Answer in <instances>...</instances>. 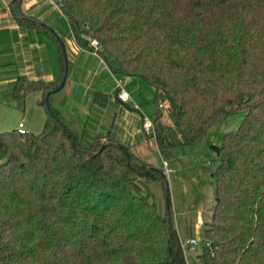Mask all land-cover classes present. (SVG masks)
Returning <instances> with one entry per match:
<instances>
[{
  "label": "trees",
  "instance_id": "obj_1",
  "mask_svg": "<svg viewBox=\"0 0 264 264\" xmlns=\"http://www.w3.org/2000/svg\"><path fill=\"white\" fill-rule=\"evenodd\" d=\"M22 1L11 2L19 24L44 27ZM58 2L82 45L98 39L115 74L153 87L160 149L199 142L217 120L243 112L238 128L211 144L221 160L201 256L264 264V0ZM63 59L56 80L20 74L13 83L15 98L41 92L47 114L40 131L0 132V264H188L171 202L168 216L150 189H166L165 171L110 130L82 142L51 107L64 49ZM108 100L101 90L93 96L100 106ZM163 101L172 124L162 120Z\"/></svg>",
  "mask_w": 264,
  "mask_h": 264
},
{
  "label": "rangeland",
  "instance_id": "obj_2",
  "mask_svg": "<svg viewBox=\"0 0 264 264\" xmlns=\"http://www.w3.org/2000/svg\"><path fill=\"white\" fill-rule=\"evenodd\" d=\"M115 60L108 56L107 61L101 55L79 57L68 62L69 74L65 85L49 97L53 109L59 110L78 138L89 144L98 132L110 130L128 144L132 151L148 163L163 169L168 179L172 220L178 230L183 246L189 238L199 242L194 249L185 248L188 264H204L201 256L206 236L204 229L211 220L216 204L217 178L215 170L220 157L211 144H220L223 135L236 130L242 120L243 112L230 114L217 120L209 129L207 136L196 143L181 146H169L160 149L152 134L143 128V120H153L157 104L154 89L138 77L118 76L124 87L130 92L135 109H127L117 95L118 83L110 66ZM97 90L108 94L105 106L93 103ZM0 89V132L13 129L24 122L28 129L40 131L44 120L37 116L36 109L44 108L39 104L41 97L36 91L25 99L15 98L13 89L7 94ZM162 120L172 124L168 115V103L163 101ZM138 109H136V106ZM164 160L169 171L166 172ZM153 198L164 206L167 200L166 189L160 182L150 185Z\"/></svg>",
  "mask_w": 264,
  "mask_h": 264
},
{
  "label": "crops",
  "instance_id": "obj_3",
  "mask_svg": "<svg viewBox=\"0 0 264 264\" xmlns=\"http://www.w3.org/2000/svg\"><path fill=\"white\" fill-rule=\"evenodd\" d=\"M11 2L12 0H0V89L5 88L6 95H9L14 81L20 74L35 80L58 79L62 74L64 62L62 47L70 63L77 61L79 57L96 55L92 52L90 44L82 45L84 38L79 40L75 36L58 0L22 1L23 11L39 18L45 24L42 28L21 26L12 12ZM59 38L62 40V46ZM101 57L104 58L102 55ZM112 73L117 81L119 75L113 71ZM36 93L39 96L41 94L39 91ZM35 111L42 120L46 118L47 113L42 106ZM3 161L4 156L0 152V163Z\"/></svg>",
  "mask_w": 264,
  "mask_h": 264
},
{
  "label": "built area",
  "instance_id": "obj_4",
  "mask_svg": "<svg viewBox=\"0 0 264 264\" xmlns=\"http://www.w3.org/2000/svg\"><path fill=\"white\" fill-rule=\"evenodd\" d=\"M89 44L92 47V52L95 53V54H99V49L101 48V45H100V42L98 41V39H96V38H90L89 39ZM117 83H118V88H119V93H118L119 98L122 99V100H124V101H130L131 100V94L124 87V85L122 83V79L121 78H118L117 79ZM135 106H136V108H138L137 105H135ZM160 106H163V104H160ZM17 128H18V130L21 133H27L28 132V129L26 128L24 122H20L19 125L17 126ZM143 128H145V130H146V132L148 134H152V133L154 134L155 133V127H154L153 120H150V119H147V118L144 119L143 120ZM167 165H168L167 161L164 160V166L166 167V172L169 171ZM198 242L199 241L197 239H195V238H189L185 242V246L187 248L194 249L195 246H196V244H198ZM208 244H209V241L208 240H204V245H208ZM185 246L182 245L184 251H185V248H186Z\"/></svg>",
  "mask_w": 264,
  "mask_h": 264
},
{
  "label": "water",
  "instance_id": "obj_5",
  "mask_svg": "<svg viewBox=\"0 0 264 264\" xmlns=\"http://www.w3.org/2000/svg\"><path fill=\"white\" fill-rule=\"evenodd\" d=\"M64 49V48H63ZM65 73H64V77L60 83V85L56 88V90H60L65 82H66V76H67V71H68V58L67 55L65 53ZM166 194H167V200H166V206H167V211H168V216L170 215L169 209H170V197H169V188H168V182H166Z\"/></svg>",
  "mask_w": 264,
  "mask_h": 264
}]
</instances>
